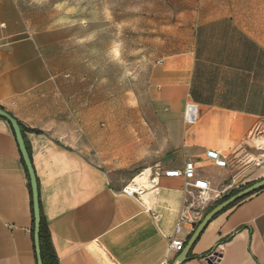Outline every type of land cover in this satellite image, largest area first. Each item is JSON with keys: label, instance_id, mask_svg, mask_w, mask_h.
<instances>
[{"label": "crops", "instance_id": "crops-1", "mask_svg": "<svg viewBox=\"0 0 264 264\" xmlns=\"http://www.w3.org/2000/svg\"><path fill=\"white\" fill-rule=\"evenodd\" d=\"M24 4L0 0V108L20 126L58 263L172 264L171 238L185 245L203 210L264 178V150L247 140L264 128V0H194L145 80L150 103L127 119L108 108L107 122L104 78L74 66L72 28L38 26ZM186 161L209 184L205 201L164 175ZM143 169L159 171L156 185L141 198L122 193ZM31 223L29 176L0 117V264H36ZM210 253L213 264H264V188L217 214L178 264H207Z\"/></svg>", "mask_w": 264, "mask_h": 264}, {"label": "rangeland", "instance_id": "rangeland-1", "mask_svg": "<svg viewBox=\"0 0 264 264\" xmlns=\"http://www.w3.org/2000/svg\"><path fill=\"white\" fill-rule=\"evenodd\" d=\"M193 2L25 0L24 5L38 26L72 28L74 66L81 63L88 78H104L107 122L112 118L107 114L108 108L120 107L122 119H127L133 116L129 108L143 112L150 103L145 80L162 51L170 27L179 21V13L191 9ZM90 89L96 90V82H90ZM248 136L254 146L252 135ZM204 212L199 221L208 211Z\"/></svg>", "mask_w": 264, "mask_h": 264}, {"label": "built area", "instance_id": "built-area-1", "mask_svg": "<svg viewBox=\"0 0 264 264\" xmlns=\"http://www.w3.org/2000/svg\"><path fill=\"white\" fill-rule=\"evenodd\" d=\"M184 121L187 124H193L196 121V107L194 105L186 108L184 112ZM264 134L263 129L255 127L249 132V136L252 135V138L256 135ZM248 136V137H249ZM206 156L213 160L217 166L226 165V155L221 154L217 150H208ZM261 160L256 164L259 165ZM148 171L147 173H145ZM145 173V174H144ZM144 175V176H143ZM159 171H151L150 169L140 170L135 176H133L129 181L125 182L121 188L122 193L134 196L136 198H141L148 190L152 189L157 183V176ZM165 176H182L185 179V187L188 189H194L198 191V196L201 201L207 199L206 193L210 190L209 184L207 181L196 178L194 164L192 161H186L182 169L168 170L164 172ZM139 177V179H137ZM188 211L184 210L175 224L174 230L179 231L181 225L184 221L188 220ZM184 247V241L179 238H171L168 244L169 251L180 252ZM214 253H210L208 258L213 256ZM216 256L214 257V261ZM160 264H169L167 260L162 261Z\"/></svg>", "mask_w": 264, "mask_h": 264}, {"label": "water", "instance_id": "water-1", "mask_svg": "<svg viewBox=\"0 0 264 264\" xmlns=\"http://www.w3.org/2000/svg\"><path fill=\"white\" fill-rule=\"evenodd\" d=\"M0 117L4 118L9 122L11 125L13 132L15 134V138L17 144L19 146V150L21 152L23 162L25 164L28 176H29V183H30V191H31V204H32V212H33V220H34V227H33V247H34V255H35V262L36 264H42L41 256H40V247H39V227H40V210H39V202H38V192H37V184L34 177V173L31 167L30 160L28 158V153L24 145L23 137L21 134L20 126L17 121L6 111L0 108ZM264 188V178L251 183L250 185L245 186L244 188L238 190L236 193L232 194L225 200L221 201L220 203L216 204L212 207L204 216L203 218L197 223L193 232L189 236L188 240L186 241L183 249L180 251L178 256L175 258L172 264H178L187 259L188 253L193 246L194 242L200 236L202 231L206 228L208 223L222 210L232 205L234 202L243 199L252 193ZM217 253H214L213 256L206 258L205 261L207 264H213L214 257L217 256Z\"/></svg>", "mask_w": 264, "mask_h": 264}, {"label": "trees", "instance_id": "trees-1", "mask_svg": "<svg viewBox=\"0 0 264 264\" xmlns=\"http://www.w3.org/2000/svg\"><path fill=\"white\" fill-rule=\"evenodd\" d=\"M238 190L233 191L225 196H223L218 203H220L221 201L225 200L226 198H228L229 196H231L232 194L236 193ZM242 199L234 202L232 205H230L229 207L225 208L224 210H222L221 212H224L225 210H227L228 208L232 207L233 205H235L237 202L241 201ZM209 211V210H208ZM220 212V213H221ZM31 215H32V223H31V237L33 240V227H34V220H33V212H32V204H31ZM39 247H40V256H41V261L42 264H59L58 260L56 258V255L53 251L52 248V244L50 241V235H49V231L47 229V226L44 222V219L42 216H40V227H39ZM35 257V255H34Z\"/></svg>", "mask_w": 264, "mask_h": 264}, {"label": "bare ground", "instance_id": "bare-ground-1", "mask_svg": "<svg viewBox=\"0 0 264 264\" xmlns=\"http://www.w3.org/2000/svg\"><path fill=\"white\" fill-rule=\"evenodd\" d=\"M255 146L260 149V150H264V134H260V135H255L253 138H252ZM148 171H146L145 173H147ZM144 173V174H145ZM144 176V175H143ZM137 179H139V177H137Z\"/></svg>", "mask_w": 264, "mask_h": 264}]
</instances>
